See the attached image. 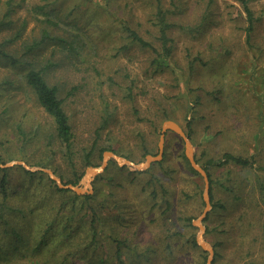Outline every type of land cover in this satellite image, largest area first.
I'll use <instances>...</instances> for the list:
<instances>
[{
    "label": "rangeland",
    "instance_id": "374dc122",
    "mask_svg": "<svg viewBox=\"0 0 264 264\" xmlns=\"http://www.w3.org/2000/svg\"><path fill=\"white\" fill-rule=\"evenodd\" d=\"M5 1L0 0V19ZM174 2L168 31L172 54L157 65L150 49L130 44L120 24L127 21L158 45L152 0H12L14 10L0 28V43L32 66L51 63L45 75L59 89L75 140L69 158L51 140L52 119L25 81L29 65L0 57V167L13 163L31 171L49 169L64 180L81 173L75 184L83 187L87 170L100 167L107 151L132 161L122 164L108 155L90 181L92 190L86 193L95 191L99 202L98 240L89 235V217L71 229L54 224L45 237L54 247L58 244L55 250L17 264H119L114 251L122 238L127 239L120 243L126 263L195 264L203 252L200 233L216 252L214 264H264V0L250 1L256 20L249 40L245 22L235 19L238 0H214L200 30L186 25L201 21L208 0ZM163 3L173 9L169 0ZM43 28L50 35L76 34L85 47L68 55L59 41L45 39L24 56L23 43L40 39ZM197 52L207 65L190 72L188 59ZM168 120L189 132L200 165L224 152L252 159L250 167L232 161L208 166L213 211L200 222L204 231L194 224L205 208L204 180L189 171L185 144L174 131L165 132L161 165L134 172L147 154L159 151L162 124ZM93 141L102 147L101 157L94 147L93 165H84ZM8 178L10 191L26 179L22 171ZM216 203L220 206L214 208ZM189 216L192 229L180 223ZM192 230L199 247L175 236Z\"/></svg>",
    "mask_w": 264,
    "mask_h": 264
},
{
    "label": "trees",
    "instance_id": "16d2710c",
    "mask_svg": "<svg viewBox=\"0 0 264 264\" xmlns=\"http://www.w3.org/2000/svg\"><path fill=\"white\" fill-rule=\"evenodd\" d=\"M152 1L155 3L153 24L156 27V34L154 35V37L157 40L159 46L157 45V43L153 42V40L144 37L143 34L140 33L139 29L128 24L127 21H120V24L126 38L130 40V44H136L142 48L150 49L155 54L154 58L152 59L153 62L157 65H161L160 61L167 60L172 54V37L169 36L168 31L173 26L170 15L174 13L176 2H174V0H169L170 4H172V9L166 7L163 3V0ZM213 1L214 0H208L207 10L204 11L199 23H197L196 25H186L188 30H195V28L197 30L201 29L204 21L208 19V15L210 13L209 6L211 3H213ZM250 1L251 0H238L241 7H237L235 13L236 20L245 22L244 30L246 34V40H249L251 32L253 30L254 21L256 20V12L255 9L251 8ZM5 5L7 7L6 13L0 19V28L5 24V17L9 16L14 10V8L12 7V0H6ZM23 28L24 24L22 26V30ZM20 33L21 31H18L15 36H18L17 38H19ZM45 39H56L57 41H59L58 43L60 44L61 50L66 52L68 55L69 53L78 54V51L81 48L85 47V41H80V39H78V35L76 34L71 35V37L50 35V31L47 28H43L42 37H40V39H32L30 43H28V41H25L23 43V55L26 56L30 54V52H32V50L36 46L41 44ZM0 57L8 60L13 64L22 63L25 65H29V68L24 74L25 81L33 91L39 105L42 106L44 111L52 119V131L50 132V138L51 140L57 141L61 148L65 149V153H67L66 155L71 158V149L74 144L75 135L70 123L69 115L64 107L63 99L58 94L59 89L57 85L49 83L45 75V71L51 66V63L47 61V63L41 67H35L32 66L33 63H28L27 61L22 62L21 58L15 57L14 55L7 52L4 47V43H0ZM206 65L207 62L201 57V53L199 52H197V54H195L193 57H189L188 59L190 72L194 68H203ZM19 133L23 135L21 130H19ZM186 134L190 136L189 132H187ZM175 135L179 141L183 142V140L177 133H175ZM94 147H96V141H93L92 145L84 153V165L94 163L90 159L91 154L95 150ZM96 148L100 149V151L98 152V156L101 157L102 147L97 146ZM164 157L165 152L163 153L162 160L152 162V165L153 163L161 165ZM196 160L199 162L197 158ZM231 161L236 163L237 165L244 167H250L252 165V159L246 158L242 155L232 154L230 152H224L221 157L217 159H208L206 165L202 164L209 177L210 198L213 179L208 166L216 164L220 167L223 166L226 162ZM187 163L189 171L193 175H200L191 166L189 161ZM107 167H109V165H107ZM150 167L151 166H149L148 168ZM71 168H73V166ZM148 168L134 172H146ZM12 171H22L24 173V178L26 177V179H24L22 182H15L13 187L9 188L11 189L10 191L8 190V187H10V181L8 177H11ZM80 174L73 175V177H70L66 180H64L65 177L63 175L59 174V176L62 180H64V182L75 184L79 180ZM31 179L32 184H29L28 181ZM23 182H25L26 184L22 185ZM260 186L261 188L263 187L262 185ZM18 187H20L21 189H18ZM155 197L156 194L154 198ZM262 198L264 200L263 196ZM97 202L98 201L95 191L93 193L80 194L69 188H61L53 179L48 177L46 172L42 170L31 171L25 169L20 165L0 167V264H17L24 259L27 262L31 261L32 263L33 261L39 260L34 259L33 256L35 254L41 253L44 250H50L51 252H53L55 250L54 248L58 244L56 243L57 245L55 247L52 245V243L49 244V241L47 242V239L45 237V231L51 229L52 225L54 224L57 228L60 229H71L74 228V226L78 224L82 219H86L87 217H89V223L91 225V227L88 228V232H90L89 235L90 237H92V239L96 240L97 238L98 240L97 228L100 218V211L98 210L99 202ZM219 206L220 204L216 203L214 205V208ZM212 211L213 207L211 210H208L205 217L203 218V221L209 218ZM191 219V216L181 217L180 223L184 228L187 227L192 229L193 225L191 223ZM74 221L76 223L72 225L71 223ZM175 236L178 237L182 244L187 242L190 246L199 247L196 242L193 230L187 234H185V232L183 231L176 232ZM60 239L58 243L61 242ZM163 241L165 242L166 247L170 245L169 242L167 243L165 240ZM9 242H15V245L12 244L10 247V245H8ZM120 243H127V239L122 238L120 241L116 242L114 253L117 256L119 264H135L132 260L126 263L124 259H122L123 254L121 252ZM146 248L142 252L139 251L137 255L139 256L141 254H145ZM202 251L203 252H200V256L198 257V260L195 264L205 263V254L207 253V251L203 249ZM11 255L12 257H10ZM215 256L217 255L214 251L212 264H214ZM11 258L16 260L13 261Z\"/></svg>",
    "mask_w": 264,
    "mask_h": 264
},
{
    "label": "water",
    "instance_id": "95a60500",
    "mask_svg": "<svg viewBox=\"0 0 264 264\" xmlns=\"http://www.w3.org/2000/svg\"><path fill=\"white\" fill-rule=\"evenodd\" d=\"M167 130H172L175 133H177L181 139L183 140L185 144V155L191 164V166L203 177L204 180V201H205V208L203 210L202 215L194 221V224L198 225L201 228V231H204V227L200 225L201 220L205 217L206 213L208 210L211 208V203H210V194H209V189H210V182H209V177L206 172V170L203 168L202 165L198 164L195 155L192 149V144L184 131V129L178 124L176 121L173 120H168L165 121L162 124V130L161 134L159 137V151L156 154L149 153L145 156V160L140 162L139 164L135 165V168L138 170H143L148 168L152 162L160 161L163 158V153H164V140H165V132ZM112 156L114 157L118 162L122 164H132V161L125 159L121 156L116 155L113 151H107L105 153V158L103 161V164L100 167H90L85 175V185L83 187L79 186L78 184H72V183H63L62 179L60 177L55 176L51 170L46 169V172L51 176L52 179L56 181L59 187L61 188H69L76 193H86L90 192L92 190V187H90V181L94 178L96 173H98L100 170H102L107 161V156ZM13 163H9L7 165H12ZM197 241L199 245L206 251L209 252L206 264H212L213 256H214V249L213 247L203 238L202 233H200L197 236Z\"/></svg>",
    "mask_w": 264,
    "mask_h": 264
}]
</instances>
